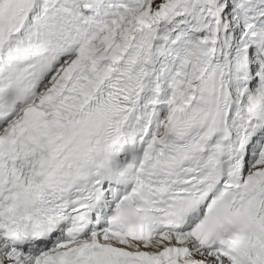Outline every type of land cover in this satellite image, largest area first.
Returning a JSON list of instances; mask_svg holds the SVG:
<instances>
[{"label": "snow or ice", "instance_id": "obj_1", "mask_svg": "<svg viewBox=\"0 0 264 264\" xmlns=\"http://www.w3.org/2000/svg\"><path fill=\"white\" fill-rule=\"evenodd\" d=\"M0 264H264V0H0Z\"/></svg>", "mask_w": 264, "mask_h": 264}]
</instances>
